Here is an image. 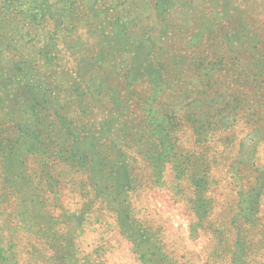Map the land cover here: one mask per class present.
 Instances as JSON below:
<instances>
[{
    "label": "rangeland",
    "instance_id": "1",
    "mask_svg": "<svg viewBox=\"0 0 264 264\" xmlns=\"http://www.w3.org/2000/svg\"><path fill=\"white\" fill-rule=\"evenodd\" d=\"M0 264H264V0H0Z\"/></svg>",
    "mask_w": 264,
    "mask_h": 264
}]
</instances>
